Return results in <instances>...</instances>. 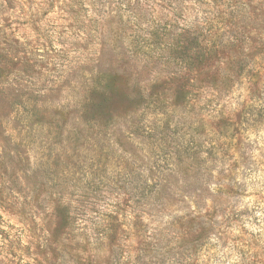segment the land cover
I'll return each mask as SVG.
<instances>
[{
	"label": "rangeland",
	"instance_id": "1",
	"mask_svg": "<svg viewBox=\"0 0 264 264\" xmlns=\"http://www.w3.org/2000/svg\"><path fill=\"white\" fill-rule=\"evenodd\" d=\"M0 264H264V0H0Z\"/></svg>",
	"mask_w": 264,
	"mask_h": 264
},
{
	"label": "trees",
	"instance_id": "2",
	"mask_svg": "<svg viewBox=\"0 0 264 264\" xmlns=\"http://www.w3.org/2000/svg\"><path fill=\"white\" fill-rule=\"evenodd\" d=\"M193 40L196 42V40H197V37H193V39H190V41H191V45H192V42H193ZM178 54H181L182 52H177ZM107 78H108V76H107ZM106 78H105V76H103V77H100L96 82H94L93 83V89H92V91L91 92H96L97 94H98V92L97 91H100L101 89H102V87H104L106 84H105V82H104V80H105ZM107 86V85H106ZM96 93H94V94H96ZM85 99H87V100H89L88 99V97H85ZM86 100V101H87ZM86 103V102H85ZM89 106V102H88V104H87V107ZM59 201H61V202H58V210H59V212L58 213H60L61 215L59 216L58 214H57V219L55 220V222L59 225V226H61V227H64L65 226V224H67V218L69 217V212H68V210H69V207L68 206H66L64 203H62V199L59 197Z\"/></svg>",
	"mask_w": 264,
	"mask_h": 264
}]
</instances>
